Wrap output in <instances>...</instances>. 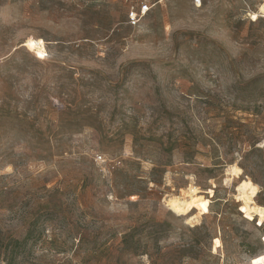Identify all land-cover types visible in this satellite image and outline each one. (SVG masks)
Returning a JSON list of instances; mask_svg holds the SVG:
<instances>
[{
    "label": "rangeland",
    "instance_id": "obj_1",
    "mask_svg": "<svg viewBox=\"0 0 264 264\" xmlns=\"http://www.w3.org/2000/svg\"><path fill=\"white\" fill-rule=\"evenodd\" d=\"M156 1L0 0V264H259L263 0ZM191 184L199 225L167 203Z\"/></svg>",
    "mask_w": 264,
    "mask_h": 264
},
{
    "label": "bare ground",
    "instance_id": "obj_2",
    "mask_svg": "<svg viewBox=\"0 0 264 264\" xmlns=\"http://www.w3.org/2000/svg\"><path fill=\"white\" fill-rule=\"evenodd\" d=\"M259 13L264 17V0L260 6ZM254 17L258 18V15H254ZM24 47H26L32 53H36L41 58L48 57V51L43 40L29 39L24 44ZM240 177V167L235 165L231 166L227 169V178L225 179V184L228 185ZM181 192V197H171L168 199L167 203L170 210L173 211L177 216L187 217L190 222L189 224L197 223L199 225L202 216L209 213L207 208L208 204H204V202H206L205 198L199 195L200 189L193 184ZM237 192L238 195H236L234 198H237V201L242 202L245 205L246 214L244 217L250 221L260 219V221L264 223V207L258 205L255 201L259 194V188L248 180L240 184ZM192 210H195L196 213H191ZM222 247L223 245L221 239L216 238L214 250L217 251ZM259 264H264V253L259 258Z\"/></svg>",
    "mask_w": 264,
    "mask_h": 264
},
{
    "label": "built area",
    "instance_id": "obj_3",
    "mask_svg": "<svg viewBox=\"0 0 264 264\" xmlns=\"http://www.w3.org/2000/svg\"><path fill=\"white\" fill-rule=\"evenodd\" d=\"M192 2L196 6H201L202 0H192ZM156 4V0H136V4L131 8L128 17V24L133 27L139 25L151 13ZM253 17L254 15L251 17L252 22H256Z\"/></svg>",
    "mask_w": 264,
    "mask_h": 264
}]
</instances>
